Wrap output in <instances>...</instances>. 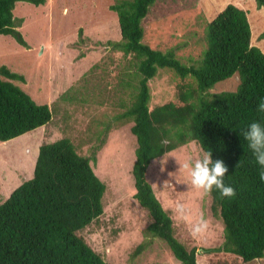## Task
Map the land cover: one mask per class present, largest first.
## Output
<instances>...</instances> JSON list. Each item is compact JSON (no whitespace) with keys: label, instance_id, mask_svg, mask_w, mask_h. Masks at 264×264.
Segmentation results:
<instances>
[{"label":"trees","instance_id":"trees-1","mask_svg":"<svg viewBox=\"0 0 264 264\" xmlns=\"http://www.w3.org/2000/svg\"><path fill=\"white\" fill-rule=\"evenodd\" d=\"M18 1L39 5L45 0H0V35H10L28 48L19 29L23 18L13 13ZM154 2L115 0L109 8L117 15L120 39L107 41L129 57L127 69H133L123 81L130 88L128 103L122 101L124 109L115 118L118 124L132 122L133 196L151 219L147 231L164 240L183 264H197V249H187L175 237L172 219L145 176L152 160L194 141L205 153L211 152L213 161H223L228 168L224 184L236 191L231 198L217 190L210 194L223 222V241L203 251L231 253L244 262L260 259L264 257V181L242 133L253 121L264 124V113L257 111L264 98V52L251 44L246 11L228 3L206 24L200 58L185 63L175 48L162 51L144 41L142 21ZM255 2L264 10V0ZM259 37L264 38V30ZM159 68L190 79L177 85L182 104L168 101L150 107L149 81ZM234 73L239 79L236 89L210 93L217 82ZM15 80L25 78L0 65V141L52 120L51 106L37 103ZM67 95L65 91L61 96ZM91 160L96 161L95 153L79 154L67 136L40 144L32 176L0 201V264H108L79 234L103 213L106 186ZM143 246L138 244L133 256Z\"/></svg>","mask_w":264,"mask_h":264},{"label":"rangeland","instance_id":"rangeland-1","mask_svg":"<svg viewBox=\"0 0 264 264\" xmlns=\"http://www.w3.org/2000/svg\"><path fill=\"white\" fill-rule=\"evenodd\" d=\"M114 1L16 3L13 13L23 18L19 29L29 47L10 35H0V65L22 74L25 81L14 82L37 103L51 106L53 114L46 126L0 141V201L32 176L42 142L67 136L79 154L91 157L95 153L96 161L90 164L106 186L103 213L79 233L86 242L108 264H183L164 240L147 231L151 219L133 196L136 139L130 131L132 122L118 124L115 118L124 109L122 101L128 103L130 88L123 81L133 69H127L129 57L107 44L120 39L117 15L109 8ZM228 3L246 11L251 44L264 52V38L259 37L264 30V10L255 0H155L142 21L144 41L162 51L175 48L185 63L197 60L205 47L206 24ZM185 81L190 79L182 80L172 70L159 68L149 81L150 107L168 101L182 104L176 89ZM238 82L234 73L209 91L234 90ZM65 91L69 96L63 98ZM204 154L190 141L152 160L147 168L146 179L172 219L173 234L187 249H197V264H264V257L244 262L231 253L203 251L222 243L223 222L211 196L191 185L178 161ZM201 220L206 227L194 235L192 229ZM140 243L144 244L142 251L133 256Z\"/></svg>","mask_w":264,"mask_h":264},{"label":"clouds","instance_id":"clouds-1","mask_svg":"<svg viewBox=\"0 0 264 264\" xmlns=\"http://www.w3.org/2000/svg\"><path fill=\"white\" fill-rule=\"evenodd\" d=\"M257 111L264 113V98L257 105ZM244 139L248 142V147L252 151L255 162L260 166L259 177L264 181V124L259 121H253L248 125L246 131L242 133ZM180 169L188 172L191 178V185L198 190H202L205 195H210L213 190H217L222 197H234L236 191L231 186L224 184V176L228 172L222 160L213 161L211 152H206L202 158L187 159L179 162ZM206 227V223L201 220L194 225L193 234H199Z\"/></svg>","mask_w":264,"mask_h":264},{"label":"crops","instance_id":"crops-1","mask_svg":"<svg viewBox=\"0 0 264 264\" xmlns=\"http://www.w3.org/2000/svg\"><path fill=\"white\" fill-rule=\"evenodd\" d=\"M235 5H236V4H235ZM241 8H242V7H241ZM222 9H223V8H222ZM222 9H221V10H222ZM24 134H26V133H24ZM22 135H23V134H22ZM20 136H21V135H20Z\"/></svg>","mask_w":264,"mask_h":264}]
</instances>
